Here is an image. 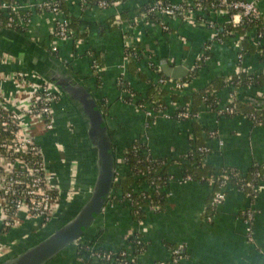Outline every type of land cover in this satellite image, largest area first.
Returning a JSON list of instances; mask_svg holds the SVG:
<instances>
[{"label":"crops","instance_id":"0c3cea01","mask_svg":"<svg viewBox=\"0 0 264 264\" xmlns=\"http://www.w3.org/2000/svg\"><path fill=\"white\" fill-rule=\"evenodd\" d=\"M8 1L25 4V0ZM62 1L64 15L80 23L79 35L82 36L76 37L77 42L60 41L56 43L57 50L54 52L52 16L40 10L35 0L23 11L28 14L25 34L10 36L7 31L0 34V100L8 109L15 110L22 103L27 104L33 88L40 82L28 69L31 56L28 49L15 41L17 37L24 38L56 54L53 56L64 63L98 101L111 133L116 163L120 168V171L117 169L118 177L124 176L127 171L122 160L125 151L130 145L138 143L151 159L168 162V175L178 180L181 170L175 162L195 149L192 123L202 131V147L209 150L205 165L213 171L231 169L246 173L253 166L264 169V125L254 126L244 116H221L204 108L195 122L158 118L155 123L148 124L144 112L135 107L136 101L146 98L149 83H157L159 76L153 67L158 64V44L165 42L169 58L180 63L185 59L190 44L177 35V30L181 27L191 30L192 27L180 21L168 22L171 26L169 32H163L156 22L139 21L128 26L137 15L132 11L151 0H130L106 11L83 6L80 0ZM259 9L264 17V0H260ZM125 12L128 16L121 20V25L109 24L111 18H120L119 15ZM211 20L216 27L227 24L226 17H212ZM126 34L132 36L127 46L124 41ZM209 47L211 59L204 62L197 76L179 93V104L183 105V93L202 90L217 78L226 81L241 73L264 76L262 53L247 52L239 63L241 45L237 38L213 42ZM134 48L139 52V59L126 62L124 51ZM92 58L102 68L98 74L92 69ZM18 74H23L25 81H21ZM120 78L130 88V91L125 89V94L117 84ZM228 90L217 95L218 109L226 106ZM255 91L264 93V85L251 90L253 94ZM127 98L131 104L124 101ZM168 113H173L171 106ZM53 117L54 130L49 133L35 122L30 123V128L43 153L47 172L53 175V184L55 181L63 193L64 208L77 209L92 179L91 157L78 121L62 99L53 107ZM71 191L75 194L69 199L68 192ZM212 191L211 187L200 182H173L164 192L168 196L164 210H146L142 224H137L132 209L121 197V191L115 192L112 207L106 208L91 226V229H95L96 224L101 227L100 236L92 240L90 231L87 234L90 242L87 252H125L133 264H157L170 261L172 247H181L180 264H264V190L251 203L235 188H228L225 202L211 216V221H207L206 207ZM246 209L254 212L252 242L247 240L242 215ZM14 227L9 230L3 228L0 206V259L23 246L38 232L30 228L24 211L18 214ZM135 235L142 242V250L137 255L130 247ZM89 259L91 264H100L90 256ZM50 264H81V261L75 258V254L66 251Z\"/></svg>","mask_w":264,"mask_h":264},{"label":"built area","instance_id":"2783aa9c","mask_svg":"<svg viewBox=\"0 0 264 264\" xmlns=\"http://www.w3.org/2000/svg\"><path fill=\"white\" fill-rule=\"evenodd\" d=\"M95 7L99 10L106 11L109 9L117 8L125 4L127 0H93ZM130 1V0H128ZM127 1V2H128ZM30 2L33 0H25L24 5H17L15 3H10L8 0H0V14H3L5 18L9 21L6 25V29L12 28V16H17L18 13L27 10L30 6ZM37 2V7L50 14L52 16V37L54 40L55 49H52L54 52L57 50L56 43L60 41H70L77 42V35L71 29V20L67 18L61 8L59 0H35ZM260 0H151L148 3L146 11L140 15L134 16L132 22L128 23V26L132 24L135 25L139 21H147L149 16H157L160 18L159 25L163 32H169L171 29L170 24L166 20L169 19H179L181 23L185 26H189L195 29H206L211 32L215 37L214 42H221L227 34H233V32L227 31V25H230L232 29L242 27L245 24H251L259 21L264 22V17L259 9ZM83 6H88L85 2H82ZM212 17H226V25L220 28L211 20ZM166 21V22H164ZM115 25H121V19L119 17L115 18ZM17 25L26 29L27 22L19 20ZM1 28V27H0ZM132 27L128 28V32ZM250 42L258 48V53H262L264 48V39L262 34L257 30H251ZM131 34V33H130ZM126 34L124 41L126 46L132 41V36ZM231 34V35H232ZM128 35V36H127ZM219 36L220 39H219ZM243 38L238 37V44L241 45ZM209 45L205 47L203 53L200 55L198 64L202 61L203 63L208 60L209 54ZM134 52V57L137 58V49L124 51L126 62L130 58L126 52ZM133 57V59H135ZM243 56L238 52V61H242ZM196 66L195 70L190 74L187 79H191L197 76V72L200 67ZM92 69L94 73L98 74L101 72V67L95 58H92L91 62ZM155 68L158 70V64ZM196 75V76H194ZM17 77L21 81H25V76L23 74H18ZM256 75H247L246 90L251 92L255 88L252 84L253 80L257 79ZM39 83L35 85L32 90L29 102L27 104L22 103L21 105L15 107L16 109H8L3 102H0V107L3 111L8 114H0V129H7L9 125L17 127V130L12 133V140L8 143L0 144V148L5 150V154H0V206L2 209V223L5 230H9L14 227L18 219V214L22 211L26 213V221H31L37 219L40 221V224L36 227L37 230L44 229L46 225L50 222L52 214L58 208V193L60 190L53 184L52 176L47 172L44 156L41 149L36 144L35 136L31 131L30 123L35 122L38 126L43 128L45 132H51L54 129V117H53V107L57 102H60L61 97L58 95L56 90L42 81L39 77ZM186 80V79H185ZM172 81L166 78L158 77L157 88L164 89L168 92H175L177 94L182 93L183 90L187 87L189 83L186 81ZM229 78L226 79V82H229ZM118 87L122 90V93L125 94V85L126 83L122 78L118 80ZM231 89V88H229ZM256 90V89H255ZM252 93V92H251ZM122 94V95H123ZM264 93L256 92L254 95L258 97L263 96ZM125 97V95H123ZM264 97V96H263ZM237 101L235 92L230 90L227 97V104L223 109H218V114L221 116H237L238 109L235 102ZM173 108V113L169 114L168 110H154L151 103H146L138 107L146 115L148 124L155 123L158 118L170 119L175 121H191L195 122L199 119L198 115H192L189 111H183V105L179 103H173L171 105ZM137 108V107H136ZM244 116V115H240ZM244 118L250 120L254 126H263V121H259L253 114L245 115ZM150 124V125H151ZM136 150V148H133ZM34 152H38L41 156V161L33 162L29 164L25 161L24 156L31 155ZM138 152V151H137ZM145 153L144 150L140 151ZM209 153V150L205 147H202L198 150L192 149V151L184 158L179 159L175 162L178 168L181 170V177L177 180L171 177L170 175L167 181L166 187H159L155 182L144 183L141 187L146 192H149L150 195L145 197L141 192H138L140 198L145 199L147 206L142 209L144 213L146 210L151 212H157L158 208L153 205L150 201L153 197L164 195V192L168 185L173 182H178L179 184H187L193 181V179L184 174L185 165L191 164V160L195 161V155L199 154V160L197 163L205 165V159ZM126 154V151L124 155ZM123 155V156H124ZM201 157V158H200ZM123 160V159H122ZM124 162V160H123ZM169 166V163L166 162ZM144 175H141V178ZM243 176V175H242ZM255 178L260 179L258 186H253L252 183H246L245 188L250 189L252 193V199L250 202L255 201L260 192L264 190V173L253 175ZM229 177L228 174H223L219 176H214L208 180L209 187L217 186L219 189L213 196L211 201V206L217 210V208L222 205L226 200V192L229 188L227 186V181ZM140 189V188H139ZM138 190V189H136ZM52 192H55L57 195L56 198L52 196ZM115 192H120L119 190L113 189L112 196L110 198L108 207H112V201L116 198L114 196ZM124 201L129 203L131 197L130 194L121 196ZM132 209L133 216L136 218L137 212L134 211L133 206L128 204ZM141 210V208H140ZM243 220L246 226V237L249 242H252L253 231L252 225L254 221V214L252 210H244ZM145 220V219H144ZM138 221L137 224H142L143 221ZM207 221H211V217H207ZM134 242L137 245H141L142 242L138 236H134ZM93 250H89L88 255L97 260L98 262H104L105 264H117L116 261L118 258L123 259L122 264H133L127 257L125 252L120 253H93ZM172 257L168 262H162L157 264H180L181 262V247L176 248L172 253ZM81 264H86L81 262Z\"/></svg>","mask_w":264,"mask_h":264},{"label":"water","instance_id":"95a60500","mask_svg":"<svg viewBox=\"0 0 264 264\" xmlns=\"http://www.w3.org/2000/svg\"><path fill=\"white\" fill-rule=\"evenodd\" d=\"M16 35L0 28V34ZM162 32V31H161ZM177 35L189 42L185 59L175 63L169 58L165 42L158 44V69L160 74L172 81H184L195 70L205 47L215 41L209 31L181 27ZM30 53L28 69L46 84L52 86L61 99L70 107L83 132L92 164V179L82 202L74 213L55 225V219L44 229L37 230L40 221H29L30 228L38 232L28 242L0 259V264H50L61 254L75 246L91 226L104 214L117 178V163L111 133L98 101L87 87L70 72L68 67L35 43L16 38ZM237 101L254 111H264V98L246 89L235 91ZM54 130V129H53ZM63 194V193H62ZM58 214L63 211L64 196L58 194Z\"/></svg>","mask_w":264,"mask_h":264},{"label":"trees","instance_id":"16d2710c","mask_svg":"<svg viewBox=\"0 0 264 264\" xmlns=\"http://www.w3.org/2000/svg\"><path fill=\"white\" fill-rule=\"evenodd\" d=\"M61 4L62 11H64L63 8V1L59 0ZM82 2H85L89 6H94L95 3L93 0H80ZM128 1V0H127ZM125 1V3L127 2ZM148 7V4L145 3L143 5H140L138 8H136L133 13H136L137 15H140L146 11ZM64 13V12H63ZM27 13L20 12L18 13L17 16H12V28L11 29H6V25L8 23V19L4 17L3 14H0V27L1 29L12 31L16 34H25L26 29L20 27L17 25V22L21 19L25 23L28 21L27 19ZM120 19L122 20L127 19V13L120 14ZM69 18V17H67ZM72 19V18H71ZM113 19V20H112ZM167 23L170 21H180L179 19H169L166 20ZM115 22L114 18H111L109 21V24H112ZM147 22L150 23H159L160 18L157 16H149L147 17ZM80 23L77 20H71V29L78 35L77 37H81L82 35H79V26ZM228 32H233V34H227L223 38L220 39L221 36H219V39L222 42H226L227 40H230L232 38H238L242 37V43H241V54L242 56L249 52L250 54H253L254 52H258V48L254 46L250 42V32L251 30H257L262 34V37L264 39V22L259 21L251 24H245L242 25V27H238L235 29H232L230 25L226 26ZM165 34V33H164ZM263 50L262 52V57L261 60L263 61L264 59V48H261ZM128 55H130V58L128 59L129 62H132L133 57H134V52L132 51H127L126 52ZM56 56V54H54ZM211 55L208 54V59H211ZM135 58V57H134ZM138 60L139 58H135ZM198 66L201 68L204 66V63L201 61ZM153 69L157 72L159 77L164 78L160 73H158V70L153 67ZM196 76V75H194ZM191 79H186L185 81L187 83H190ZM229 82H226L224 79H214L212 80L208 86H206L202 90H198L195 92H192L191 94H182V99H183V111H189L192 115H198L201 112V109H207L208 111L211 112H218V104H217V95L228 89V92L232 90V92H235L237 89H244L246 88V83H247V75L246 74H239L236 76H232L229 78ZM252 84H254L255 88L254 89H259L261 86L264 85V76L259 75L257 79L253 80ZM125 89L130 91V88L125 86ZM180 95L175 93V92H168L167 90L164 89H158L157 85L155 84H150L149 83V91L147 92V96L144 100L136 101L134 103L135 107H140L143 104L146 103H151L154 110H164L167 111L169 107L173 103H178ZM126 103L131 104V100L129 98L124 100ZM0 102H2L0 100ZM237 105L238 109V114L240 115H248V114H253L259 121H263L264 119V111H254L250 108H247L243 105H241L238 101L235 102ZM0 114L6 115L8 114L7 112L3 111L0 107ZM231 117V116H230ZM192 129L194 132V148L195 150H198L202 148V145H204V142L202 141L201 137V129L199 128L198 125L195 123H192ZM17 130L16 126L9 125V127L5 130L0 129V144L2 143H8L12 140V133H14ZM202 142V143H201ZM133 148H136V150H133ZM144 150V148L138 144L134 143L130 145V147L126 150V154L123 156L124 160V165L126 166V173L124 176L116 178V184L114 186L115 190H120L122 195L125 196L126 194H130L131 197L129 199V203L131 206H133V209L136 214V219L138 221H142L145 219L146 213L142 211L144 207L147 206V202H145V199H142L139 197L137 194L138 192H141L147 197L149 192H146L141 189L142 185L145 183H150V182H155L159 187H166L167 181H168V165L166 164V161L163 159L161 160H154L151 159L150 155L148 154H143L140 151ZM138 151V152H137ZM5 150H2L0 148V154H5ZM116 154V153H115ZM201 158V157H200ZM25 161H27L29 164H32L33 162H39L41 161V156L38 154V152H34L31 155H26L24 156ZM117 160V157H116ZM199 160V154L195 155V161L191 160V164L185 165L184 169V174L190 176L193 181L200 182L202 184H208V180L213 178L214 176H219L223 174H228V181H227V186L229 188H235L237 191H239L242 195H244L245 198L248 200L252 199V193L250 189L245 188L244 185L246 183H252L253 186H258L260 179L255 178L253 175L255 174H262L264 173V169L261 168L260 166H253L251 167L246 173H242L239 171L235 170H220V171H213L211 168L207 167L206 165H201L197 163ZM118 171H120L119 166L117 165ZM141 175H144L141 178ZM243 175V176H242ZM140 188V189H139ZM138 189V190H136ZM212 193L210 197V201L207 204L206 207V215L207 217H211L215 214L216 209H214L211 206V201L214 196V194L219 190L216 185L212 187ZM54 198H56L55 192L51 193ZM154 206L158 208V211H163L165 206H166V198L164 195H160L157 197H153L150 200ZM128 203V204H129ZM109 208V207H107ZM141 208V210H140ZM249 209H246V211ZM252 214L254 212L252 211ZM97 222V221H96ZM95 222V223H96ZM90 231V237H92V240L97 239L100 236L101 233V227L96 224L95 229H89L88 232L86 233V236H84L75 246L71 247L68 249V251L72 252L75 254V258L78 259L81 262H85L86 264H91L92 260L89 259L88 255V246L90 245V242L88 240L87 234ZM92 231V232H91ZM130 242V241H129ZM130 247L132 249V252L137 255L141 252L142 250V245H137V243L131 240L130 242ZM175 247H172V252L175 250ZM96 254H100L103 252L96 251ZM182 256V255H181ZM117 264H122L123 259L118 258L116 261ZM100 264H105L104 262H100Z\"/></svg>","mask_w":264,"mask_h":264},{"label":"rangeland","instance_id":"374dc122","mask_svg":"<svg viewBox=\"0 0 264 264\" xmlns=\"http://www.w3.org/2000/svg\"><path fill=\"white\" fill-rule=\"evenodd\" d=\"M34 134V133H33ZM55 180H56V178H54ZM54 183H56L55 181H54ZM58 189L60 190V193H61V196L63 195L62 194V191H61V189L58 187ZM69 193V196H70V198L69 199H71V197H72V195L73 194H75V193H73L72 191L71 192H68ZM59 194V193H58ZM63 211L60 213V214H58V208L55 210V212L52 214V217L55 219V225L56 224H59V223H61V222H63L64 220H66L67 218H69L73 213H74V211L76 210V208H70V209H65L64 207H63ZM35 232V231H34ZM37 233V232H36ZM36 233H35V235H36ZM32 238V237H31ZM30 238V239H31ZM29 239V240H30ZM28 240V241H29ZM28 241H26V242H28Z\"/></svg>","mask_w":264,"mask_h":264}]
</instances>
